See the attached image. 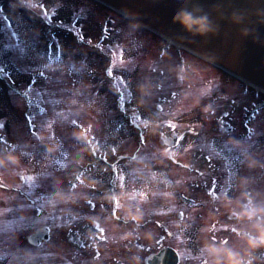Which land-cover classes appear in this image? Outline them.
Wrapping results in <instances>:
<instances>
[{"label": "rangeland", "instance_id": "374dc122", "mask_svg": "<svg viewBox=\"0 0 264 264\" xmlns=\"http://www.w3.org/2000/svg\"><path fill=\"white\" fill-rule=\"evenodd\" d=\"M42 14V15H41ZM51 18L52 21H49ZM42 16H47L48 20H45L44 26L42 27L41 23H44L41 19ZM79 16V18H77ZM38 18L39 22L34 21L33 18ZM101 17L105 19V41L101 43L104 44L109 50L122 49L123 50V59L128 60L131 55V47L134 45H145V46H155L160 45L158 41L148 36L144 32H134L128 24L121 22L120 20L109 16L104 10L96 6H92L85 0H0V82L3 85L4 82H11L12 78L15 80V76L12 72L17 71L19 73V78L23 77V80L26 81V78H30L33 73L40 72L43 73V77L36 82L32 87H28L26 82H23L21 79L17 88V97L7 92L3 93L0 91V124L13 123L17 120L19 116L18 125H13L14 129L24 128L26 132L24 133L28 137V142L25 143L24 140L21 142L18 141V144H27L28 147L37 153L40 156L45 155V151L48 149V144L43 143L44 139L51 141L54 145H58L57 140L53 136L43 138V134L40 132V129L43 127L44 130L49 129L50 124H54L59 129H63L64 122L68 127L69 124L78 123V118L74 114H79L80 109L85 107L83 101L78 102V98L71 97L68 98L64 96L63 90L68 86V82L74 81V85L77 86L80 77L78 75H71V78L64 73L65 63L69 60V55L71 53L69 49V44L66 40L61 38L58 34H54L53 46L54 52H51V59L54 60V67L59 72L54 69V67L49 62L46 55H44L39 48H42L44 45H50L51 37L50 34L45 33L44 29H49L52 32L57 30H67L70 29L75 33L81 35L80 39H84V42H93L95 37H98L100 34L101 26ZM60 23L61 26L58 24ZM57 24V25H56ZM54 26V27H52ZM115 29H118V33ZM119 36H115V35ZM84 36V37H83ZM96 43V41H94ZM68 45V46H67ZM52 47V45H50ZM45 48H42L44 51ZM74 58H78L74 56ZM182 64H179L176 68L175 77L178 76L180 67ZM16 68V70H15ZM64 73V74H63ZM170 75L169 73H166ZM206 74V73H203ZM219 78L220 90H223L225 87H229V83L233 85V89L228 90L226 94H223V91L220 93V90H215L205 102L206 109L205 114H208V110L217 109L223 107L225 111L227 110L233 115L234 123L236 124L237 131L242 133V130L238 127L239 119L244 115L243 108L246 109L249 107L250 99L249 96L241 94L240 90L236 88L235 84L224 77L215 74ZM60 76H63V81L60 82ZM26 77V78H25ZM10 81H9V80ZM17 79V78H16ZM18 80V79H17ZM208 80V79H207ZM208 83V82H204ZM167 93L168 97L166 100V107L168 108H177L181 107L180 100L188 92L189 87L183 86L182 89L179 87H174L166 79ZM43 94H47V98H53L52 102L56 104V114L51 110L48 102H51L47 98L41 99ZM193 91V90H192ZM10 100L21 107L18 115L15 110H10L8 107L7 100ZM28 100V102L26 101ZM5 102V103H4ZM203 102H200L202 105ZM4 104V105H3ZM52 104V103H51ZM70 106V108L68 107ZM69 108V109H68ZM40 109V111H39ZM77 111V112H76ZM22 113V119H21ZM71 113V114H68ZM202 113L201 111L196 114ZM67 114V115H66ZM78 116V115H77ZM203 118L205 115L202 116ZM29 122V124H28ZM19 123L21 126H19ZM233 123V124H234ZM250 125V123H249ZM32 127V132L30 133L29 128ZM11 128V127H10ZM80 135V134H79ZM259 137V139L257 138ZM77 138L75 134L74 139ZM249 138H252L248 145H241L239 149V155L246 160V158L255 155L253 152L257 151V157H260L261 164L264 165V113H262L257 120L252 125V134ZM236 140H239L236 138ZM78 145V144H77ZM226 145L233 147L231 141H227ZM238 147V145H235ZM234 148V147H233ZM27 152V147L19 153L24 156ZM247 154V155H245ZM245 155V156H244ZM4 155L0 154V159L5 160ZM11 157V156H9ZM75 162H82L80 157H76L73 151H68L66 154L61 155L58 159V164L60 170L52 172L50 175L45 177L47 180L46 185L42 191H39L38 188H35L37 191L41 192L43 196L39 194H34L32 197L34 203L41 207L44 205L45 201L48 200L52 194V183L51 179H54L53 185L57 189L59 185L55 180L68 178L72 175V172L76 171L74 169ZM11 165L7 164V169ZM264 174V170H261ZM37 174H35L36 176ZM43 176V174H40ZM259 191L263 192L257 195H252V198L257 202L258 214L261 213L260 219H258V224L262 223L264 225V181H261L259 185ZM237 198H240L236 196ZM7 198V197H6ZM8 200H11L14 203L17 199L12 195H8ZM59 199V197L57 198ZM231 199H234V196H231ZM19 200V199H18ZM238 201V200H237ZM58 202H61L59 200ZM11 207V208H10ZM7 208L13 210L16 208L14 204ZM183 213L188 216L192 214L190 210V205L181 206ZM176 208H170L169 212L167 211V221L168 229L172 231L173 242L174 238L180 236V232L183 229L180 223L175 220L174 216L176 214ZM52 211L41 210L38 214L29 215L28 218H24V223H51ZM254 220V218H253ZM256 225L253 221L250 222H238V223H226V226L231 230H241L245 224ZM204 223H201L203 225ZM204 226V227H203ZM198 225L197 230L200 228L202 230H209L210 224L206 223L205 225ZM193 228V227H192ZM191 230L190 227L187 228ZM192 234V233H191ZM235 234H232L229 238L230 241L233 240ZM234 243V242H232Z\"/></svg>", "mask_w": 264, "mask_h": 264}, {"label": "flooded vegetation", "instance_id": "af4514ba", "mask_svg": "<svg viewBox=\"0 0 264 264\" xmlns=\"http://www.w3.org/2000/svg\"><path fill=\"white\" fill-rule=\"evenodd\" d=\"M168 126L164 125L160 129L158 135V142L165 137L168 132ZM153 148V147H152ZM150 145H146L144 155L137 157L140 159L142 156H152L154 159L151 163H146L145 168L147 174L138 177L135 174V152L128 157L130 162L127 171V184L138 181L143 184L147 190L165 191L166 189V172L164 165L166 163L165 147L159 146V150L152 149ZM179 185L182 184V179L178 178ZM132 184V185H133ZM131 185V186H132ZM197 185V184H195ZM215 185V182H214ZM199 186V191L209 192L213 191L214 187H205L202 182ZM131 189V188H130ZM113 196L116 193L111 192ZM81 204L83 206H89L93 208L98 215L102 210V207L98 201H96L88 192H81L80 194ZM103 197V196H101ZM68 205L72 203V198H67ZM94 204V205H93ZM102 206V207H101ZM123 206L119 204H113L111 217L115 218L116 223L113 222H100L88 219L86 223H51L52 227L49 232L50 243L48 249L50 250L49 264H123L118 261L119 256L126 253L129 256L128 264H135L134 259V246L141 249L143 253L150 252V230L153 227L164 231L162 223H134L132 219H128V223L120 221L116 218L122 216ZM109 216V215H107ZM49 239V238H48ZM18 238L15 237V241ZM162 240V236H159L155 243L159 245ZM62 241L63 245L58 243ZM147 243V246H143L140 243ZM23 250H27V255L31 262H34L36 258V252L28 246H22ZM61 262V263H58Z\"/></svg>", "mask_w": 264, "mask_h": 264}, {"label": "water", "instance_id": "95a60500", "mask_svg": "<svg viewBox=\"0 0 264 264\" xmlns=\"http://www.w3.org/2000/svg\"><path fill=\"white\" fill-rule=\"evenodd\" d=\"M150 4L151 11L163 20L173 21L177 8H188L197 15L207 13L210 17V32L207 35H193L207 42L217 38L223 43H232L238 54L264 58V0H142ZM181 28V27H180ZM227 49V44H218Z\"/></svg>", "mask_w": 264, "mask_h": 264}, {"label": "clouds", "instance_id": "9594fccd", "mask_svg": "<svg viewBox=\"0 0 264 264\" xmlns=\"http://www.w3.org/2000/svg\"><path fill=\"white\" fill-rule=\"evenodd\" d=\"M173 21L178 23L186 32L193 35L204 36L210 32V17L207 13L197 15L188 8H177L173 14ZM264 239V228L259 229L257 240ZM257 247H264V244H257ZM227 264H239L238 258L234 253L225 252L223 258Z\"/></svg>", "mask_w": 264, "mask_h": 264}, {"label": "snow or ice", "instance_id": "6c2138e0", "mask_svg": "<svg viewBox=\"0 0 264 264\" xmlns=\"http://www.w3.org/2000/svg\"><path fill=\"white\" fill-rule=\"evenodd\" d=\"M107 71V70H106ZM143 135V134H142ZM181 139H183V138H181ZM94 205V204H93Z\"/></svg>", "mask_w": 264, "mask_h": 264}]
</instances>
